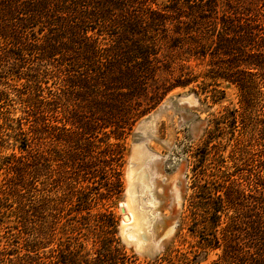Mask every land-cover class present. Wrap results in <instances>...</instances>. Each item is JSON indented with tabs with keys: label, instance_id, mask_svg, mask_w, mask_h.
<instances>
[{
	"label": "trees",
	"instance_id": "16d2710c",
	"mask_svg": "<svg viewBox=\"0 0 264 264\" xmlns=\"http://www.w3.org/2000/svg\"><path fill=\"white\" fill-rule=\"evenodd\" d=\"M225 82L242 106L216 118L195 153L184 223L198 253L221 249L212 264H264V0H0V99L14 90L26 113L0 206L28 234L0 264H119L113 212H91L96 193L122 191L124 147L108 139L178 88L217 100ZM226 125L249 161L233 169L211 144ZM80 219L94 221L96 257Z\"/></svg>",
	"mask_w": 264,
	"mask_h": 264
},
{
	"label": "rangeland",
	"instance_id": "374dc122",
	"mask_svg": "<svg viewBox=\"0 0 264 264\" xmlns=\"http://www.w3.org/2000/svg\"><path fill=\"white\" fill-rule=\"evenodd\" d=\"M222 88L223 97L217 100L211 97V92L178 88L139 119L123 137L112 135L108 139L110 142L120 141L124 147L122 191L112 198L96 193L97 203L91 212L105 209L113 212L115 234L124 255L119 264H212L219 257L220 248L209 249L207 255L198 253V237L188 229L184 218L188 198L193 192L195 153L206 141L209 130L216 127L215 119L226 114L228 108L240 109L242 106L241 95L235 85L225 82ZM20 97L9 89L0 99V185L5 182L7 174L5 160L20 153L14 145L12 131L17 120L26 117ZM240 137L238 130L232 134L227 126L211 142H221L220 151L226 165H232L231 169L234 161L244 165L248 158L238 151ZM94 185L100 192H106L104 182ZM127 200L130 207L143 216V230H138L133 224L128 228L124 226L123 203ZM3 202L0 199V205ZM10 211L9 207L0 206V250L17 243L24 250L22 246L28 234L22 232L23 226L15 221V215ZM78 221L79 241L96 257L95 235L89 228L94 226V221ZM226 222L225 216L220 227ZM179 228H182L181 231ZM18 231L21 233L17 235ZM178 231L184 233L185 238L180 236L181 233L177 235Z\"/></svg>",
	"mask_w": 264,
	"mask_h": 264
},
{
	"label": "bare ground",
	"instance_id": "6f19581e",
	"mask_svg": "<svg viewBox=\"0 0 264 264\" xmlns=\"http://www.w3.org/2000/svg\"><path fill=\"white\" fill-rule=\"evenodd\" d=\"M123 206H124L123 207L124 208L123 209V212H124V217H123L124 226L127 227V226L133 224L134 226H136V228L138 230H143V223H144L143 222V216L140 213L136 212V210H134L133 207H130L131 204H130L129 200L125 201L123 203ZM126 207H130L129 210H125Z\"/></svg>",
	"mask_w": 264,
	"mask_h": 264
},
{
	"label": "water",
	"instance_id": "95a60500",
	"mask_svg": "<svg viewBox=\"0 0 264 264\" xmlns=\"http://www.w3.org/2000/svg\"><path fill=\"white\" fill-rule=\"evenodd\" d=\"M122 208V207H121Z\"/></svg>",
	"mask_w": 264,
	"mask_h": 264
}]
</instances>
